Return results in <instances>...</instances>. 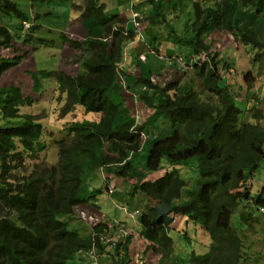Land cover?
Wrapping results in <instances>:
<instances>
[{"label":"trees","instance_id":"16d2710c","mask_svg":"<svg viewBox=\"0 0 264 264\" xmlns=\"http://www.w3.org/2000/svg\"><path fill=\"white\" fill-rule=\"evenodd\" d=\"M142 4L138 8L146 7L143 12L150 16L144 34L151 50L158 53L161 44L172 42L199 58L192 63L193 78L185 84L154 83L150 73L149 78L141 74L128 87L137 89L138 101L152 112L144 124H136L130 114L119 70L136 33L99 0H83L81 7L75 6L87 21L82 42L62 33L52 41L85 53L79 72L70 76L40 71L32 76L37 96L45 78L56 80L66 95L64 113L81 106L85 113L101 115L97 123L69 124L67 137L54 141L56 164L47 165L43 158L48 145L38 116L21 111L34 101L19 87L0 85V264H71L93 248L105 254L104 264H132L134 235L117 241L107 254L103 237L108 225L69 229L75 208H97L98 196L108 190L95 184L100 172L134 180L129 195H144L138 235L148 242V250L160 256L159 264L174 252L170 231L179 216L200 225L211 239L209 251L192 252L189 264L247 262L246 240L256 234L264 217V183L257 195L252 193V180L264 162V113L250 109L253 122L241 118L223 74L231 65L212 52L209 37L215 31L231 35L235 44L257 52L254 60L264 66V0H145ZM0 11L20 24L30 21L15 1L0 0ZM41 29L31 26L21 38L0 27V53L13 52L12 57L0 56V80L26 56L19 54L18 42L34 50L50 44L37 37ZM245 79L255 78L248 73ZM158 119L168 120L170 133L144 143L145 127ZM144 148L146 160L140 166L136 155ZM191 166L198 178L189 188L181 169ZM162 170L166 171L162 177L149 179ZM240 207L246 228L237 230L231 218Z\"/></svg>","mask_w":264,"mask_h":264},{"label":"rangeland","instance_id":"374dc122","mask_svg":"<svg viewBox=\"0 0 264 264\" xmlns=\"http://www.w3.org/2000/svg\"><path fill=\"white\" fill-rule=\"evenodd\" d=\"M17 2H19V4L21 5V7L24 9V11L28 14V16L30 17V21L28 24H19V21L14 18L11 17L10 15L4 14L2 11H0V27H6L8 28L12 33H14L15 35H17L18 37L21 36L22 38V33L25 31V35L27 34V28H29L30 26H43V24L45 25V28H43L40 31V34L37 36L38 38H43L46 39L48 41H50V44L48 45H42L39 46V48H37L36 50H34L32 47H25L23 46L20 42H18L17 45H15L17 47V50L19 52V54L21 53H25L26 52V56L24 57L23 61L21 62V64L14 68L11 69L10 71H8L0 80V85L1 86H16L19 87L24 96L26 97H30L34 103L31 106H25L22 111L24 113H30V114H34L37 115L39 117V119L41 120V123L44 126V134H43V139L47 142V144L49 145V150L47 152L46 155V159L50 162V163H56L58 160V152L56 148H51L52 147V141L54 139H58L61 138L62 135H64V133L62 132L61 127L63 126V129L65 130V125L68 122L71 121H75V120H81L84 118V112L82 110V108L78 107L74 112L65 115L62 113V111H64V109L66 108V96L64 95V93H61L56 80L55 79H48L45 78L44 82H43V92L37 96V94L34 92L32 86H33V74L34 73H38L40 71H47V72H52V71H65L67 73L70 74H77L80 70V66L81 64L76 63V59L77 56L75 55L74 51L68 49V47H64V48H59L57 46L56 43H52V41H54L55 39H57V37L59 36V33L54 30L57 29V14L59 15V18L62 20L61 23L62 25H64V21H65V14L63 13L61 6L62 5H67L70 9L72 8V4L71 3H57V0H51V2L48 4L44 3V2H39V1H34V0H16ZM50 1V0H49ZM78 1V0H76ZM109 2H113V0H109ZM124 2V0H123ZM120 5L117 4V7H115V9H117L120 13V15H124L125 13H127L126 8H124L123 3L121 5V7H119ZM29 11H32L31 13ZM50 14L43 16V17H38L37 19H40V21H38L37 19H33V16L35 17L36 13L42 14V13H46L49 12ZM129 14V13H127ZM183 18V17H182ZM184 19V18H183ZM47 24H50V26L48 27ZM83 24H87L86 22H83ZM132 27V25H131ZM50 29V31H48V29ZM54 28V29H53ZM84 28L85 26H82V30L84 32ZM39 30V29H38ZM220 35H225V39L219 38V55L220 58H222L223 61L230 63V67L228 69V71H225L223 74L227 77H229V81L232 82V78H230L231 72L229 71L230 69H234L235 65L233 63L232 60L237 62L239 71H245L247 70L248 72L250 71V68H248V66L250 65V63H254L253 61L255 58V54L257 52L253 51V49L251 47H245L242 45H238L234 43V39L232 36H229L227 33L224 32H220ZM56 36V37H54ZM81 38L83 35H81ZM55 38V39H53ZM20 39V38H17ZM18 41V40H17ZM35 46V44H34ZM188 53V52H187ZM191 54V52H189ZM245 53L246 56L250 55L249 59H247L245 62L242 60L241 64L239 63V59L241 57H245ZM190 54L184 55L185 57H182V61H179L178 59H176L173 62L174 67L176 68V75L179 76V78H186L188 79V73L186 72V74L184 75L185 72L182 63H188V56ZM13 52L11 50H3L0 53L1 57H12ZM149 62L151 63H155L154 68H156L157 66V70L156 71H152L153 74L154 72L158 75L162 74L164 72V70L166 69V67L168 66L167 63L165 61H160L157 57H154L153 54H149ZM171 59H169V64L171 63L170 61ZM251 60V61H249ZM256 62V61H255ZM257 63V62H256ZM247 67V69H245ZM181 71V73H180ZM146 72V76L149 78V69L145 71ZM259 69L256 68L255 69V73H258ZM155 75V74H154ZM171 75H174V72L171 73ZM128 73L127 70L125 71V73H121L120 74V78H121V83L122 85L125 87V84L128 85L130 83L133 82L132 79H129L128 77ZM131 76V75H129ZM244 76V75H243ZM191 79V77H189ZM239 79H242V76L239 77ZM244 80L245 76H244ZM157 81V80H156ZM166 80L162 81V83H164ZM243 81V82H245ZM246 83L248 84V88L250 90L251 87H255L257 86V84H259L257 82V80H249L246 81ZM230 87V85H229ZM134 88L128 89V86L124 88L123 91V98L131 112L132 115H136L137 119L139 122H144L145 119L147 118V116L149 115V112L144 109L142 107V105L136 101L135 96H133V92L136 91L133 90ZM243 89L240 91L239 90V94L243 93ZM232 92V91H231ZM233 93V92H232ZM235 96L237 95L236 93H234ZM236 100H240L239 95L236 97ZM237 107L241 110V118L245 121H249L251 122L253 120L252 118V114L251 111L246 108V103L245 104H240L237 103ZM258 109V108H255ZM254 110V109H253ZM157 126H156V131L154 132L153 128H151V131H149V135H148V140L149 139H153L154 136L157 138H163L164 136L168 135L170 133V124L168 122V120L166 119H158L157 120ZM156 133V135H155ZM146 150L144 152V150L142 151V154H140L138 157V164L141 166L142 163H144L145 159H142V156H146ZM109 175V174H108ZM163 173H155L154 174V178H158L160 176H162ZM109 177H113V178H117L114 177V175L110 174ZM182 177L183 179H185L188 183H189V188L194 186V182L195 180L198 178V172L196 171V169L193 167H189L187 168L186 171H183L182 173ZM98 180H96V185L97 187H102L105 188L106 182L103 181L100 182L99 180V176L97 178ZM153 179V178H151ZM133 181V180H132ZM98 182V183H97ZM123 182V181H122ZM264 183V162L261 164V166L259 167V169L256 171V175L254 177V179L252 180V193L253 195H257V193L259 192L260 188L262 187V184ZM188 187V186H187ZM129 188V187H127ZM117 189H119V192L123 193L125 192L127 189H124V187H122L121 184H118ZM125 198V197H124ZM125 199H117L116 195H111L108 192H106L104 190V194L99 195L98 196V201L97 204L101 207L104 208V210L107 212L109 210H111L113 213H123L120 209L121 208H137V204L132 203V204H127V202L124 201ZM101 202H103L101 204ZM88 208L86 207H78L75 209V211L77 212L78 215H82V217H87V214L82 211V214L79 212L81 211V209L86 208L88 209L90 212H92V209L90 208V205ZM95 210H97L99 212L100 207L96 208L94 207ZM240 211H241V207L239 209V211L235 212L231 218V222L234 228H236L237 230H242L246 227L245 223L242 222L241 217H240ZM132 214V213H131ZM131 214L127 215V222H131L133 223V217L131 216ZM75 215V214H74ZM109 217H112L111 214H106ZM135 215V214H134ZM76 220L78 221H82L81 218H78L77 216ZM102 219V217H101ZM261 220H262V224H261V232L259 234V238L258 239H262L264 241V217L261 216ZM99 221L100 218H99ZM98 220L97 219H93V218H89L88 219V223L89 224H97ZM99 223V222H98ZM136 223L139 224V218L137 216V220ZM92 225V226H93ZM133 226V225H131ZM135 226V224H134ZM200 226V225H199ZM80 225L75 223V224H71V226H69V229H73V228H79ZM186 227L188 228V232L189 234L187 235L185 240H179L176 236L173 237L174 242L178 245L179 249L175 250L173 252V254L170 256L169 259L166 260V263L164 262V264H189L188 263V259L186 260V258L184 257L186 252H191V251H195V244H194V240L196 241V239L193 237V234L195 233V231H197V229L194 226H189L188 222H183L181 225V232L183 233V231L186 229ZM131 230L132 228L129 227ZM189 228L191 231H189ZM128 229L129 233H131V230ZM186 231V230H185ZM193 233V234H192ZM207 235V234H206ZM208 236V235H207ZM198 240V239H197ZM182 242V243H181ZM181 247V253L182 256H179V252H180V246ZM264 247V246H263ZM208 250V249H207ZM206 250V251H207ZM205 251V252H206ZM196 252H200V249L196 250ZM246 257H247V264H258L260 262L259 257V253H261V251H255L252 247H246ZM187 256V254H186ZM71 264H79V261L76 259L74 261L71 262ZM246 264V263H244Z\"/></svg>","mask_w":264,"mask_h":264},{"label":"crops","instance_id":"0c3cea01","mask_svg":"<svg viewBox=\"0 0 264 264\" xmlns=\"http://www.w3.org/2000/svg\"><path fill=\"white\" fill-rule=\"evenodd\" d=\"M145 0H139L138 3L140 2H144ZM168 1V0H166ZM174 2H177V0H172ZM75 3V5H81L82 4V0H60L57 3ZM100 2L102 4L105 5V7L107 8V11L109 13L112 14H117L120 13L117 9H115V7H117V4H119L121 7L122 3H123V7L126 8L127 13H125L124 15H121L125 20L129 21V29H133L135 28L134 22L132 20V10H131V2H129V0H113V2H109V0H100ZM141 5H145V4H140ZM61 9L63 11V13L65 14V21H64V25H62L61 23V19L59 18V15L57 14V32L61 33L62 31H64L65 34L69 35L70 37H72L74 40L76 41H82L84 39V32L82 30V21L80 19V13L75 11V9L73 8H69L67 5H62ZM142 13L143 10H146V7H144L143 10H141V8L139 9ZM148 11V10H147ZM149 14H146L145 17H148ZM132 25V27H131ZM147 25V23L144 24L143 27H145ZM176 26V24H175ZM81 35L82 38H81ZM229 35V34H228ZM231 36V35H229ZM219 38L225 39V35H220V32H215L211 35L210 37V41L213 43V51L214 52H219ZM159 56H156L155 54L153 55L154 57H157L160 61H165L167 63V67L164 70V72L162 74H156L154 72L155 75L152 76V79H155V81L157 80L158 82L160 81H164V80H171V79H176L179 78V76L176 75V68L173 65V62L178 59L179 61L183 60L182 57H185L184 55L189 54V50L186 48H181L177 45H174L172 43H164L160 46L159 48ZM149 51V47L147 44H144L142 41L138 40L137 41L128 45V47L126 48V53L128 54L127 56V60L121 64V71H123V73H125V71L127 70L128 73V77L129 79H132L133 82L128 84L132 85L134 83V81L141 76L140 71L142 72V74L146 76V70L149 69V72L153 74L152 71H156L157 70V66L156 68H154L155 63H151L149 62V57H147V53ZM188 52V53H187ZM145 58L147 57V60L145 62L141 61L139 58L144 56ZM250 55L246 56L245 53V57H241L239 59V63L241 64V61L243 60L244 62L249 59ZM169 59H171V63L169 64ZM192 60L188 61L189 63H182L184 71L183 72H187L189 75L188 77H191L192 74V68L191 66L188 67V65L192 64L191 62ZM235 67H234V71L235 73L228 75L230 76V78H232V82L229 81V85H230V90L233 93H236V97L239 95L240 100H236L237 103L240 104H245L246 103V108L250 109H255L258 108V110H262L264 113V66L261 65L260 62H255L254 63H250V65L248 66V68H250V71L248 72L247 70L245 71H239L237 62L232 60ZM251 61V60H249ZM258 68L259 72L255 73V69ZM247 69V67L245 68ZM64 72L70 76H74L73 74L67 73L65 71H61ZM174 72V75H171V73ZM181 73V71H180ZM248 73H251L252 76L255 78V80H257V82L259 84H257V86L255 87H251L250 90L248 88V84L246 83V81L244 80V76ZM131 75V76H129ZM244 75V76H243ZM242 76V79L240 80L239 77ZM226 80H229V77L224 76ZM179 81L181 82H186L189 81L186 78H182ZM245 81V82H243ZM244 90L243 93L239 94V90ZM98 118V116H91L89 117L90 120H96ZM249 122V121H248ZM253 122V120L251 121ZM104 178V177H103ZM153 178V179H151ZM150 180H155L156 178H154V175H151L149 177ZM122 179H118V178H113V177H108V184L111 188H116L118 184H121L122 187H124V189H127L125 192H121V196L117 199H124L125 194L128 195V191L131 189L130 185L134 184L135 182L132 180H126L125 182ZM104 182H105V178H104ZM129 187V188H127ZM127 201V196L125 197V200ZM103 202H101L102 204ZM132 203H136L137 206L140 205V203L144 204L145 203V197L142 194H139L135 197L134 202L132 201ZM98 207H100L99 212L97 210H95L93 207H90L92 209V212H90L88 209L89 206L85 205L83 208L81 209V211H79L82 214V211H84L87 214V217H82V215H78L77 212L75 211V216H77L78 218H81L82 221H77L76 223L80 225V227L84 230H89L93 224H89L88 223V219L91 217L93 219H97L98 222H108V223H114V224H121L123 223L124 225H120V227L122 229H124V227H133L131 230V233L134 235V239L133 242L130 246L131 249V257L134 259V262L132 264H136V261L141 259L140 255L143 256V263L140 264H159L160 262V256H157L155 254H153V252L151 250H148V242L144 241L143 239L140 238V236L138 235V232L141 230L139 224L136 223L137 218L133 217V214H131V216L133 217V223L131 222H127V215L123 212L120 214L117 213H113L111 210L109 211H105L103 207L100 206V204L98 205ZM83 207V206H81ZM106 214H111L112 217H109ZM130 214V213H129ZM102 217V219H101ZM76 218V217H75ZM99 218L101 221H99ZM97 222V223H98ZM183 222H187L186 218H182V217H177L173 223L172 226V237L176 236L180 241L181 240H185L187 235L189 234L188 232V228L186 227V231L184 230L183 233L181 232V225ZM135 224V226H134ZM189 226L191 228V226H194L197 231H195V233L193 234V237L196 239V241L194 240V244H195V251H191V252H186L185 254V258L186 260H189V256L192 252H195L196 254H206L209 249H210V238L209 236H207L205 234V232L201 229L200 226L198 225H194L192 223H189ZM261 224H262V220L260 219L259 221V225L256 226V234L253 235H249L246 243H245V247H252L255 251H261V253H259L260 257L258 260H260V262L258 264H264V241L262 239H258L259 238V234L261 232ZM133 225V226H131ZM245 227V226H244ZM189 228V231H191ZM118 231L115 230V235H117ZM118 238V237H117ZM198 239V240H197ZM182 243V242H181ZM181 247L180 246V252H179V256H182L181 253ZM179 249L178 245L174 242V251ZM200 249V252H196V250ZM208 249V250H207ZM207 250V251H206ZM206 251V252H205ZM246 251V248H245ZM143 253V254H142ZM145 253V254H144ZM83 262L79 263V264H89V260L83 258ZM166 263V261H165ZM189 263V262H188ZM164 264V263H163ZM247 264V262H246Z\"/></svg>","mask_w":264,"mask_h":264},{"label":"clouds","instance_id":"9594fccd","mask_svg":"<svg viewBox=\"0 0 264 264\" xmlns=\"http://www.w3.org/2000/svg\"><path fill=\"white\" fill-rule=\"evenodd\" d=\"M12 1H15V2H17L16 0H12ZM34 1H39V2H44V3H46L47 4V2H48V4L51 2V0L49 1V0H34ZM58 1H60V0H57V2ZM67 1V0H66ZM138 1L139 0H129V2H131V10H132V20H133V22H134V25H135V28H134V32L136 33V39H135V41L134 42H136L137 41V38H138V40H140V41H142L144 44H147L148 45V47H149V44H148V39H147V37L145 36V34H144V31H145V29H146V27L148 26V25H146L145 27H143L144 26V24L145 23H147L148 22V19H149V15H148V17H145L146 16V14H144V13H146V12H144V13H142L140 10H139V8H138V6L141 4V3H143V2H140V3H138ZM156 1H158V0H156ZM162 1V0H161ZM69 2H70V0H69ZM18 4H19V2H17ZM99 3L100 4H102L101 2H100V0H99ZM72 4V8L73 9H75V11H77V12H79L80 13V19H81V21H82V25H84L83 24V19H82V17H81V12H80V10H78L75 6H77V7H81L82 5H83V0H82V4L81 5H75V3H71ZM104 5V4H103ZM21 6V5H20ZM105 6V5H104ZM106 8V7H105ZM21 9L22 10H24L22 7H21ZM106 11H107V8H106ZM30 13L32 12V11H29ZM33 13V12H32ZM109 13V12H108ZM48 14H50V11L49 12H46V13H42V14H39V13H36L35 14V17L33 16V19L35 18V19H37L38 17H43V16H46V15H48ZM109 14H112V13H109ZM118 15H120L119 13H117ZM137 15V16H136ZM121 16V15H120ZM121 18H123L122 16H121ZM184 18V17H183ZM41 19V18H40ZM40 19H37L38 21H40ZM124 19V18H123ZM125 20V19H124ZM125 22H126V26H127V28H129V21H127V20H125ZM29 22H27V23H24V24H28ZM19 24H20V22H19ZM23 24V25H24ZM138 24V25H137ZM20 25H22V24H20ZM48 25V27L50 26V24H47ZM31 27V26H30ZM29 27V28H30ZM40 27V26H39ZM41 27H42V29L43 28H45V25L43 24V26L41 25ZM29 28H27V31H28V29ZM41 29V30H42ZM50 29L51 28H49L48 29V31H50ZM54 29V28H53ZM40 30V31H41ZM54 30H56L57 31V29H54ZM130 30H133V29H130ZM86 31H85V28H84V39H85V33ZM215 32H219V31H215ZM214 32V33H215ZM62 34H64V35H66L69 39H71V40H74L72 37H70L69 35H67V34H65L64 33V31H62L61 32ZM61 33H59V35L61 34ZM14 34V33H13ZM24 34H25V31L22 33V35L24 36ZM40 34V33H39ZM15 35V34H14ZM17 36V35H16ZM54 37H56V36H54ZM59 37V36H58ZM57 37V38H58ZM211 37V36H210ZM210 37H209V41H210ZM23 38V37H22ZM83 39V40H84ZM82 40V41H83ZM74 41H76V40H74ZM82 41H79V42H82ZM134 42H132V43H134ZM132 43H130V44H132ZM164 43H172V42H164ZM163 43V44H164ZM210 43H212L211 41H210ZM129 44V45H130ZM172 44H174V43H172ZM162 45V44H161ZM160 45V46H161ZM174 45H176V44H174ZM68 47V49H70V50H72V51H74V53H75V55L77 56V59H76V63H80V61L83 59L82 57H83V55L85 54L83 51H75L74 49H72L69 45H67V44H62L61 45V47H59V48H64V47ZM178 46V45H177ZM26 47V46H25ZM128 47V46H127ZM126 47V48H127ZM180 47V46H179ZM160 48V47H159ZM181 48H184V47H181ZM187 49V48H186ZM125 51H126V49H125ZM160 51V50H159ZM212 52H214L213 51V43H212ZM159 53L160 52H158V53H156L155 51H153V50H151V48L149 47V51H148V53H147V57H148V55L149 54H155L156 56H159ZM218 54H219V52H217ZM190 54V53H189ZM127 56H128V54L126 53V52H124V59H123V62L122 63H124L126 60H127ZM147 57L145 58V55L144 56H142V57H140L139 59L141 60V61H143V62H145L146 60H147ZM190 60H192L191 62L192 63H197L198 62V60H199V58H198V56H195L194 57V55H192V54H190L189 56H188V61H190ZM182 61V60H181ZM121 63V64H122ZM186 63V62H185ZM189 63V62H188ZM121 64H120V67H121ZM191 66V68H192V64H190V65H188V67H190ZM119 70H120V74L123 72V71H121V69L119 68ZM57 72H61V71H57ZM140 73L142 74V72L140 71ZM186 74V72L184 73V75ZM193 74H194V72H193V68H192V74H191V79L193 78ZM74 75H76V74H74ZM149 75H150V72H149ZM154 74H152V76H153ZM146 78H148V77H146ZM150 79L154 82V83H162V81H160V82H158V81H155V79H152V77H150ZM180 79H182V78H176V79H171V81L172 80H177V81H179ZM189 77H188V80H191ZM168 80H166L165 82H167ZM170 81V80H169ZM180 83H182L183 84V82H181V81H179ZM186 82H188V81H186ZM186 82H184V84L186 83ZM135 83V82H134ZM134 83L132 84V85H126L125 84V87H133L134 86ZM58 86V85H57ZM124 87V88H125ZM33 88V87H32ZM128 89H131V88H128ZM144 90V87H141V90ZM133 90H135V89H133ZM65 95V94H64ZM66 96V95H65ZM133 96H135V99H136V101L137 102H139L138 101V98H137V96H138V91H137V89H136V91H134L133 92ZM66 99V98H65ZM126 103V102H125ZM140 103V102H139ZM141 104V103H140ZM127 105V104H126ZM142 105V104H141ZM78 107H80V108H82V110H83V112L85 113V111H84V109H83V107H81V106H77L72 112H74ZM128 107V106H127ZM142 107H143V105H142ZM144 108V107H143ZM129 109V108H128ZM145 109V108H144ZM22 111V110H21ZM148 112H149V115L147 116V118L152 114V112L150 111V110H147ZM23 112V111H22ZM72 112H69V113H64L63 111H62V113L63 114H65V115H68V114H70V113H72ZM24 113V112H23ZM130 114H131V112H130ZM34 115V114H33ZM93 115H95V116H98V118L96 119V120H90L89 119V117H91V116H93ZM37 116V115H36ZM131 116L133 117V118H135V120H136V124H139V125H141V124H144L145 122H146V120H147V118L145 119V121L144 122H139L138 121V119H137V116L136 115H132L131 114ZM39 118V117H38ZM100 119H101V115L100 114H98V113H85L84 114V118L83 119H79V120H75V121H71V122H68L66 125H65V130L63 129V126L61 127V129L60 130H62V132L64 133V135H62V137L61 138H58V139H54L53 141H52V147L51 148H56L57 149V147H55V145H54V141L55 140H59V139H62V138H66L67 137V135H66V133H67V128H68V126H69V124H71V123H74V122H83V121H89V122H99L100 121ZM39 121H40V123H41V120L39 119ZM42 124V123H41ZM157 121L156 122H154L153 124H151V125H149V126H146L145 127V130L143 131V133L141 134V136H142V140H143V142L144 143H146V141L148 140V135L150 134L149 133V131H151V128H153V130H154V132L157 130L156 129V126H157ZM42 126H43V124H42ZM43 134H44V126H43ZM155 135H156V133H155ZM153 139H159V138H157V137H155L154 136V138ZM153 139H149V140H153ZM44 140V139H43ZM45 141V140H44ZM46 142V141H45ZM47 143V142H46ZM48 145V144H47ZM48 150H49V145H48V148H47V151H46V154L43 156V158H44V160L46 161V164L47 165H53V164H56V163H50L47 159H46V155H47V152H48ZM144 150V152H145V148L144 149H142V151ZM142 151L140 152V153H138L137 155H136V157H138L140 154H142ZM57 152H58V149H57ZM147 153V152H146ZM147 155V154H146ZM146 158V156H142V159L144 160ZM138 159H139V157H138ZM146 160V159H145ZM138 161V160H137ZM194 164V163H193ZM194 166H191V168H193ZM187 168H189V167H187ZM187 168H183V169H181V176H182V173H183V171H186L187 170ZM195 168V167H194ZM160 172H162L163 173V175L165 174V170H162V171H160ZM160 172H156V173H160ZM152 175H154V174H152ZM162 175V176H163ZM162 176H160V177H162ZM105 178V182H106V185L105 186H107L108 187V190L106 191V192H108L109 194H111L112 196L113 195H116V198H119L122 194L119 192V189H116V188H111L110 186H109V184H108V182H107V179H108V177H109V175H106L104 172H100L99 173V180H100V182L101 181H103V179ZM160 177H158V178H160ZM158 178H156V179H158ZM119 179V178H118ZM155 179V180H156ZM185 180V179H184ZM134 181V180H133ZM186 181V180H185ZM125 182V181H124ZM135 182V181H134ZM98 183V182H97ZM188 183V182H187ZM97 186V185H96ZM188 186H189V183H188ZM102 188V187H101ZM140 193H137L134 197H132V196H130L129 195V193H128V195L127 194H125V197L127 196V201L129 200L130 201V203L129 204H132V201L134 202V200H135V197L137 196V195H139ZM125 199V198H124ZM97 201H98V199H97ZM126 201V202H127ZM136 204V203H135ZM145 204V203H144ZM144 204H142V203H140V205L137 207V208H127V209H125V208H121L120 210L121 211H123L126 215H128L129 213L131 214H133V217L134 218H137V216H138V218H139V216H140V214H141V211H142V209H143V207H144ZM96 205H97V202H96ZM82 206H85V205H82ZM91 206V205H90ZM79 207H81V206H79ZM92 207V206H91ZM78 208V207H77ZM94 208V207H93ZM97 208H98V206H97ZM76 209V208H75ZM74 214H75V210H74ZM135 214V215H134ZM74 216V221H73V224H75L78 220H76V218H75V215H73ZM179 217H181V216H179ZM177 218V217H176ZM175 218V219H176ZM182 218H185V217H182ZM175 219H174V221H175ZM187 219V218H186ZM187 222H189L188 220H187ZM99 223H104V224H106V225H108V227H109V231H107V234L103 237V242H104V244L106 245V250L103 252V253H107L108 254V252L109 251H111L112 250V248H113V246H114V244L117 242V241H122V240H125V238L127 237V236H129V235H133L132 233H129V231H128V229H129V227H124V229H122L121 227H120V225H124L123 223H121V224H114V223H108V222H99ZM174 223V222H173ZM189 223H191V222H189ZM193 224V223H192ZM95 225V224H94ZM93 225V226H94ZM194 225H196V224H194ZM139 226H140V224H139ZM172 226H173V224H172ZM199 226V225H198ZM201 227V226H200ZM92 228V227H91ZM79 230H82V228L81 227H79L78 228ZM201 229H202V227H201ZM115 230L116 231H118V233H117V235H115ZM203 230V229H202ZM172 231V230H171ZM171 231H170V235L172 236V234H171ZM204 231V230H203ZM205 232V231H204ZM205 234H207L206 232H205ZM208 235V234H207ZM209 236V235H208ZM118 237V238H117ZM210 238V237H209ZM210 241H211V239H210ZM211 244V243H210ZM143 254V253H142ZM140 257H141V259H139V260H137L136 261V264H140V263H143V256L142 255H140ZM83 258H85V259H88L89 260V264H104V263H102L101 262V260L103 259V258H106V256H105V254H101V253H98V252H96V249L95 248H93L91 251H89V252H86V253H83V254H81V255H79V257L77 258V260L79 261V263H82L84 260H83Z\"/></svg>","mask_w":264,"mask_h":264},{"label":"built area","instance_id":"2783aa9c","mask_svg":"<svg viewBox=\"0 0 264 264\" xmlns=\"http://www.w3.org/2000/svg\"><path fill=\"white\" fill-rule=\"evenodd\" d=\"M136 16H137V15H136ZM137 25H138V24H137ZM229 71L231 72V74L235 73L234 69H230ZM231 74H230V75H231Z\"/></svg>","mask_w":264,"mask_h":264}]
</instances>
